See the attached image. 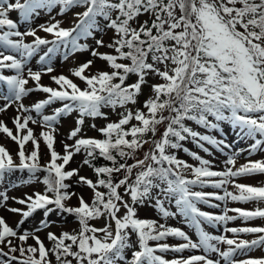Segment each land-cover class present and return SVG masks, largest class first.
Masks as SVG:
<instances>
[{"label": "snow or ice", "instance_id": "obj_1", "mask_svg": "<svg viewBox=\"0 0 264 264\" xmlns=\"http://www.w3.org/2000/svg\"><path fill=\"white\" fill-rule=\"evenodd\" d=\"M73 9L82 10L72 12L70 28L55 17L38 25L53 40L42 38L31 26L20 30L19 21L31 25L42 12L51 16L57 10L64 16ZM13 12L18 20L11 18ZM27 37L33 38L31 43ZM89 38L94 46L80 42ZM45 45L51 47L39 57L40 68L33 70L28 62ZM61 47L65 60L90 52L110 70L86 75L93 59L72 69L86 85L83 89L63 74L50 75L55 71L51 55ZM46 74L56 87L41 83ZM0 84L6 86L0 89V114L10 108L16 112L15 131L0 119V134L18 146L14 159L0 145V208L21 216L15 227L0 216V264H264V257L248 256L264 247V226L228 227L237 220L264 219V207L259 206L264 186L237 182L264 175V159H250L264 152V0H0ZM145 87L151 94L142 108L129 107L139 103ZM33 92L46 98L26 105L25 98ZM55 102L62 106L45 115L43 110ZM105 108L121 109L118 120H109ZM73 112L78 114L76 127L66 137L73 143L62 141L61 154L54 147L56 125ZM86 117L108 121L100 128L91 125L102 138L81 135ZM189 122L205 130L226 124L237 140L252 142L233 149L232 143L194 130ZM30 124L41 127L39 136ZM41 141L49 155L44 163ZM185 141L209 155L212 149L225 154L224 168L217 170L212 160L185 147ZM180 151L196 163L179 158ZM244 152L247 162L237 167ZM80 153L82 166L93 170L95 180L80 175V168L67 167ZM100 158L108 163L96 165ZM17 171L27 173L22 184L39 183L44 190L10 197L8 192L20 186L10 181ZM73 177H78L77 187L91 190L90 199L72 190L67 181ZM209 187L222 194L203 190ZM73 197L75 205L69 203ZM10 200L23 207L10 206ZM213 201L224 202L221 214L198 207L221 206ZM228 201L257 206L230 208ZM144 207L155 208L165 221L183 217L198 239L182 228L141 218L138 210ZM38 210L44 218L32 230H22ZM53 213L64 222L72 217L75 226L59 233L49 230L56 223L48 219ZM100 220L103 225L97 226L94 222ZM204 222L223 225V234L205 231ZM243 234L255 238L244 239ZM169 238L182 242L170 244ZM186 251L203 254L184 256ZM166 253L176 255L168 259ZM212 253L216 259L210 258Z\"/></svg>", "mask_w": 264, "mask_h": 264}, {"label": "rangeland", "instance_id": "obj_2", "mask_svg": "<svg viewBox=\"0 0 264 264\" xmlns=\"http://www.w3.org/2000/svg\"><path fill=\"white\" fill-rule=\"evenodd\" d=\"M81 10L82 9H73L72 11H70L69 13H67L64 16L57 15V10H54L51 13V16L49 14H47L46 12H42L39 17H37L34 21L31 22V25H29L26 22L19 21L20 30L25 31L31 26L33 28H37V34L39 36H41L42 38H45L48 40H53L54 37L51 34L44 33L43 31H39L38 25H40L42 23H46L52 17H55V19L61 20V26L62 27L70 28L73 26V23H74V16L72 15V12L81 11ZM11 18H13L14 20H18V13L13 12L11 14ZM109 35H111V33H109ZM32 39H33L32 37H27L26 42L31 43ZM105 39L107 41V38H105ZM80 42L81 43H87L90 46H94V41L91 38L82 39ZM48 47H51V45L41 46V48L38 50V53L36 55H34L29 60V62H28L29 67H31L33 70H38L40 68V64L38 63L39 57L41 55H43L45 51H47ZM63 50H64V48H63ZM100 51L101 52H107L110 50L107 48H101ZM64 53H65V51H61V52L57 51L56 53L51 55L50 63L54 67L55 71L50 75H61V74H63L65 76L69 77L70 79H72L82 89L86 85L79 78L72 75V72H71L72 69L77 68L80 64L84 63L85 61H87L89 59H93L94 64L91 67V69L86 70V73H85L86 75L95 74L98 69L110 70L107 68V65L104 61L100 60L99 58H93L91 56L90 52H78V53H75L74 55H70L68 57V59H66V60L64 59ZM5 74H14V73L8 72L7 70H5ZM50 75H48V74L43 75L42 79H41V83L43 85H46V86L56 87V85L51 81ZM134 80H135V77H132L128 82L131 83ZM150 82L155 83L158 81L151 80ZM29 86L34 87V82L30 81ZM4 88H6V86L0 84V89H4ZM150 94H151L150 89L148 87H145L143 95H141L139 97V103L135 106L129 105V107L142 108L143 101ZM45 98H46V94H44L42 92H33L28 97L25 98L24 103L26 105H31L32 103L37 102V101L42 100V99H45ZM61 106H62L61 102H55L52 105L47 106L43 110V112L45 115H51V114H53L54 109L61 107ZM103 111L108 113L109 120L116 121L119 118L117 115V112L121 111V109H117L116 112H113L111 109L105 108V109H103ZM15 115H16V112H15L14 108H10L6 113L0 114V119H3L5 121V123L7 124V126L9 128H12L13 131H15V128H14V125L12 124V117H14ZM33 115L35 116V113H33ZM77 116H78V114L75 112H73L72 114L67 115V116H62L60 118L59 124L56 125V127L59 129V131L56 134V143H55L54 147L57 150V152H60L61 154H63L62 141L67 142L69 144L73 143V141H71V140L66 141V137H67L68 133L70 132V130H72L76 127ZM107 122L108 121L104 120L103 118L93 119L91 117H86L85 118V124L83 125V131H82L81 135H86L88 137H97L98 138L100 133L96 129L92 128L91 125L95 124L96 128H100V127L104 126ZM132 123H136V122L132 121ZM189 124H190V126H192L194 128V130L201 131V132H207L213 136H216L218 139L219 138L225 139L227 142L232 143L233 149L246 148L247 145L252 142V141H243L242 140L240 142L241 143L240 146L238 148H236L235 144H234V142L236 140V133H235V130L231 129V127L229 125H226V124L221 125V128L217 129V130H212V129L205 130L199 126L194 125L191 122H189ZM29 126L34 129L35 135L39 136V133L42 130L41 127L38 125H31V124ZM184 144H185V147L189 148L191 151H197L204 158L212 160L214 165H215V168L217 170L224 168V160L226 159L225 154H223V153H221L215 149H212L211 150L212 154L209 155L207 153H204L202 150L198 149L191 141H185ZM0 145L5 146L10 151V153L13 155L14 159H16V152L18 150V146L15 144V142H13L11 139L7 138L4 134H0ZM205 146L210 147L208 145H205ZM26 148L30 151L32 148L31 143L26 145ZM225 152H228V150L226 149ZM177 155L179 158L186 160L188 163H196L194 160H192V158L187 153H184L183 151L178 152ZM41 157H42L41 163H44L49 159L48 149L46 148V146L43 144L42 141H41ZM83 159H84L83 153L77 154L73 157V160L70 162V164L67 167L69 169L80 168V175H83V176H86L88 178L95 180L96 177H95L93 170L90 169L87 165L82 166V160ZM247 159H248L247 152H244L237 160V167H239L241 164L246 163ZM250 159H252V160L264 159V152L258 151L256 154H254L252 157H250ZM17 162H18V159H17ZM41 175H43V174H41ZM26 176H27L26 172L17 171L14 175H12L10 177L11 182H15V183L20 185L19 187L12 188L8 192V195L10 197H13V196L22 197L25 192H28V193H31L33 191H41L42 192L44 190V186L42 184H39V183L31 185V186L22 184L21 178H26ZM77 179H78V177H73L71 180L67 181V183H70L73 185V188H72L73 191L80 193L81 195H83L85 197V199H90V197L92 195L91 190L88 189L87 187H77L76 186V180ZM237 182L251 184L254 186H264V175H254V176H248V177H241L238 179ZM0 190H3L2 186H0ZM194 190H201V189L194 188ZM203 190L208 191V192L217 191V192H220V194H222L221 190L212 189L210 187L204 188ZM229 190L234 191V189L231 186H229ZM69 203L75 205L77 203L75 197H73V199ZM213 203H219L221 206L219 208L211 209V207H209L208 205L199 204L198 207H200L201 210H203V211H208V212H211L214 214H221L222 209L224 207V202L213 201ZM9 205L12 207H23L19 204L14 203L11 200L9 201ZM166 206H168L172 211H176V209L173 205L168 204ZM227 206L230 208L240 207V208L251 210V209L255 208L257 205L255 202L236 203V202L228 201ZM259 206L264 207V203H261ZM229 214L233 215L234 213H229ZM138 215L141 218L157 219L161 223H166L169 226L182 228L186 233H188V235L194 241L198 239L196 234H195L194 229L189 227L184 222L183 217H181L179 215H177L174 218L170 217L165 221L160 217V214L153 207H144V208L139 209ZM0 216H4L6 218V221L13 227H15L16 223L21 219L20 215L7 212L2 208H0ZM43 218L44 217H43L42 210H38L33 215V217L29 218L25 222V224L22 226V230L23 229L32 230L33 228H35L38 225L39 221ZM48 219L56 222L55 224L52 225V227L49 230L57 232V233H59L62 228H71V227L75 226L72 223V219H73L72 217H67V222H64V218L61 215L53 213L48 217ZM94 223H96L97 226L103 225L102 220L95 221ZM239 224H240V226H264V219L257 218L254 221L253 220L248 221L247 223H245L241 220H237V221L230 222L228 224V227H235L234 225H239ZM202 226L204 227L205 231H207L213 235L223 234V225H212V224H209L207 222H204L202 224ZM39 235L41 236L42 239L45 237L44 232L39 233ZM227 235L231 236L230 233ZM242 238L250 240V239L255 238V235L243 234ZM167 242L170 244H176V243H179L182 241H178L175 238H169ZM29 243H34V242L30 240ZM45 243L48 244L49 242L45 239ZM221 247L224 248L225 246L221 245ZM191 254H203V253L200 251H192V252L186 251L185 253H183L184 256H188ZM164 255L166 256V258L171 259L176 254L175 253H166ZM248 256H251L254 258L264 257V247L253 249L250 253H248ZM210 258L216 259L217 256L215 253H212V254H210ZM236 258L237 259H245L248 257L243 256V255H238ZM13 264H15V262H13ZM222 264H223V262H222Z\"/></svg>", "mask_w": 264, "mask_h": 264}, {"label": "trees", "instance_id": "obj_3", "mask_svg": "<svg viewBox=\"0 0 264 264\" xmlns=\"http://www.w3.org/2000/svg\"><path fill=\"white\" fill-rule=\"evenodd\" d=\"M160 131L162 132L163 131V126H161V128H160ZM100 138H102V137H100ZM147 147L148 146H145V150H147ZM131 162V161H130ZM94 163L96 164V165H104V164H106V163H108V162H106V161H104L102 158H100V159H97L96 161H94Z\"/></svg>", "mask_w": 264, "mask_h": 264}, {"label": "bare ground", "instance_id": "obj_4", "mask_svg": "<svg viewBox=\"0 0 264 264\" xmlns=\"http://www.w3.org/2000/svg\"><path fill=\"white\" fill-rule=\"evenodd\" d=\"M240 142H241V140H237V137H236V140H235V147H236V148H238V147L240 146V144H241ZM253 221H254V220H253ZM239 225H240V224H239ZM239 225H238V226H239Z\"/></svg>", "mask_w": 264, "mask_h": 264}]
</instances>
